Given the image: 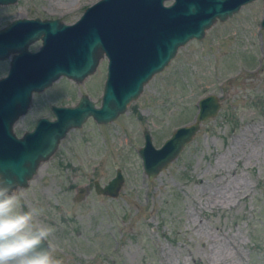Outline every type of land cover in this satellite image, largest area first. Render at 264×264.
<instances>
[{"label":"rangeland","instance_id":"1","mask_svg":"<svg viewBox=\"0 0 264 264\" xmlns=\"http://www.w3.org/2000/svg\"><path fill=\"white\" fill-rule=\"evenodd\" d=\"M55 1L0 4V26L21 15L69 23L94 0H71L67 9ZM262 5L248 1L178 46L122 113L68 129L26 185L14 188L23 209H42L38 219L55 229L49 244L60 264H264ZM7 61L0 59V75ZM105 64L102 57L81 81L58 76L33 92L14 134L50 117V102H74L84 92L97 104ZM207 92L219 94L216 115L148 180L136 152L142 130L158 146L192 119ZM116 168L123 176L117 195L96 193L93 180L106 182Z\"/></svg>","mask_w":264,"mask_h":264},{"label":"water","instance_id":"2","mask_svg":"<svg viewBox=\"0 0 264 264\" xmlns=\"http://www.w3.org/2000/svg\"><path fill=\"white\" fill-rule=\"evenodd\" d=\"M15 0H0L8 4ZM94 0L71 23L58 17L15 16L0 26V59L9 57L0 76V177L25 186L39 162L56 148L70 128L91 117L106 123L126 109L149 77L161 70L178 46L200 39L215 20H224L251 0ZM259 27L264 29V0ZM39 38L38 49L29 42ZM107 58L106 75L98 104L84 93L70 105H51L54 117L40 116L31 130L16 136L12 123L25 113L32 92H39L60 75L81 81L94 69L98 57ZM218 93L207 92L196 100L191 120L172 128L158 146L148 130L136 149L148 180L172 161L188 143L199 124L216 115ZM123 181L119 168L100 184L96 193L116 196Z\"/></svg>","mask_w":264,"mask_h":264},{"label":"clouds","instance_id":"3","mask_svg":"<svg viewBox=\"0 0 264 264\" xmlns=\"http://www.w3.org/2000/svg\"><path fill=\"white\" fill-rule=\"evenodd\" d=\"M42 211L24 210L13 182L0 177V264H60L49 244L55 229L38 219Z\"/></svg>","mask_w":264,"mask_h":264},{"label":"flooded vegetation","instance_id":"4","mask_svg":"<svg viewBox=\"0 0 264 264\" xmlns=\"http://www.w3.org/2000/svg\"><path fill=\"white\" fill-rule=\"evenodd\" d=\"M244 4V3H243ZM242 5V4H241ZM34 17V16H33ZM53 17H58V16H53ZM40 18H45V17H40ZM49 18H51V17H49ZM59 19H60V21H62V22H64L60 17H58ZM73 22V21H72ZM64 23H67V22H64ZM69 23H71V22H69ZM38 40H39V44H38V46L36 47V49H38V47H39V45H40V43H41V40L39 39V38H37ZM37 39H34V40H37ZM33 40V41H34ZM33 41H31V42H33ZM31 42H29V43H31ZM29 43H28V45H29ZM28 45H27V48H28ZM29 49V48H28ZM36 49H29L30 51H34V50H36ZM102 57H104L105 59H106V64H105V75H106V65H107V58H106V56H105V54H102V55H100L99 57H98V61H97V63H96V65L98 64V62H99V60H101V58ZM7 64H8V61H7ZM95 65V66H96ZM7 67H8V65H7ZM95 68V67H94ZM7 70V69H6ZM94 70V69H93ZM88 75V74H87ZM60 76H64V77H66V78H68L67 76H65V75H60ZM104 78H105V76H104ZM69 79H71V78H69ZM71 80H73V79H71ZM73 81H75V80H73ZM103 82H104V79H103ZM102 85H103V83H102ZM44 88H46V87H44ZM43 88V89H44ZM42 89V90H43ZM101 92H102V90H101ZM101 92H100V94H101ZM81 93H84V92H80L79 94H78V97H79V95L81 94ZM85 94V93H84ZM100 94H99V98H100ZM87 96H88V94H86ZM78 97H77V99H78ZM89 97V96H88ZM90 98V97H89ZM76 99V100H77ZM91 99V98H90ZM75 100V101H76ZM74 101V102H75ZM91 101L92 102H94L92 99H91ZM71 103H73V102H71V101H58V102H50L49 104H48V108H49V110H50V112H51V116L50 117H48V116H44V115H40V116H43V117H46L47 119H52L53 117H54V113L52 112V109H51V105L52 104H54V105H67V104H71ZM95 103V102H94ZM96 104V103H95ZM40 116H37L36 118H35V120H34V122H33V124L31 125V127H29V128H27V129H25L24 131H27V130H30L32 127H33V125H34V123H35V121H36V119L38 118V117H40ZM24 131H22V133L24 132ZM22 133L20 134V135H22Z\"/></svg>","mask_w":264,"mask_h":264},{"label":"bare ground","instance_id":"5","mask_svg":"<svg viewBox=\"0 0 264 264\" xmlns=\"http://www.w3.org/2000/svg\"><path fill=\"white\" fill-rule=\"evenodd\" d=\"M55 3L58 5H65V6H63L65 9H67V8H69V7H71L72 6V4H70L71 3V0H57V1H55ZM53 12V11H52ZM20 13L21 12H17L16 13V15H20Z\"/></svg>","mask_w":264,"mask_h":264}]
</instances>
